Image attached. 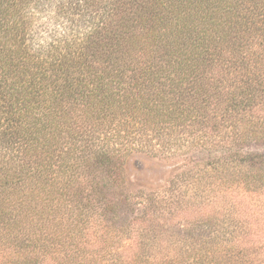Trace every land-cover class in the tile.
Instances as JSON below:
<instances>
[{"label": "trees", "instance_id": "1", "mask_svg": "<svg viewBox=\"0 0 264 264\" xmlns=\"http://www.w3.org/2000/svg\"><path fill=\"white\" fill-rule=\"evenodd\" d=\"M0 264H264V0H0Z\"/></svg>", "mask_w": 264, "mask_h": 264}, {"label": "rangeland", "instance_id": "2", "mask_svg": "<svg viewBox=\"0 0 264 264\" xmlns=\"http://www.w3.org/2000/svg\"><path fill=\"white\" fill-rule=\"evenodd\" d=\"M191 163L183 156L174 159L137 154L127 163V178L134 188L146 191L159 190L169 185L174 174Z\"/></svg>", "mask_w": 264, "mask_h": 264}]
</instances>
